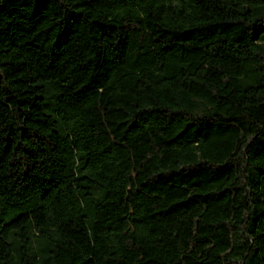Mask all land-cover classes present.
<instances>
[{
	"label": "trees",
	"instance_id": "16d2710c",
	"mask_svg": "<svg viewBox=\"0 0 264 264\" xmlns=\"http://www.w3.org/2000/svg\"><path fill=\"white\" fill-rule=\"evenodd\" d=\"M0 264H264V0H0Z\"/></svg>",
	"mask_w": 264,
	"mask_h": 264
}]
</instances>
